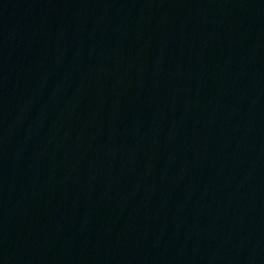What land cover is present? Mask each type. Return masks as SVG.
<instances>
[{"label":"water","instance_id":"1","mask_svg":"<svg viewBox=\"0 0 264 264\" xmlns=\"http://www.w3.org/2000/svg\"><path fill=\"white\" fill-rule=\"evenodd\" d=\"M0 264H264V0H0Z\"/></svg>","mask_w":264,"mask_h":264}]
</instances>
